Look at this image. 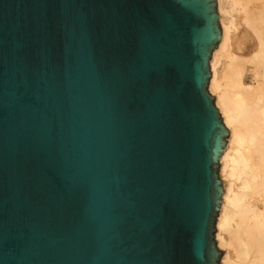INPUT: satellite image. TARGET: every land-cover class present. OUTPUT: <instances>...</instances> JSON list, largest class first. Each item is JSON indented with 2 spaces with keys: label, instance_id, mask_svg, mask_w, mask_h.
Segmentation results:
<instances>
[{
  "label": "water",
  "instance_id": "1",
  "mask_svg": "<svg viewBox=\"0 0 264 264\" xmlns=\"http://www.w3.org/2000/svg\"><path fill=\"white\" fill-rule=\"evenodd\" d=\"M216 0H0V264H220Z\"/></svg>",
  "mask_w": 264,
  "mask_h": 264
},
{
  "label": "bare ground",
  "instance_id": "2",
  "mask_svg": "<svg viewBox=\"0 0 264 264\" xmlns=\"http://www.w3.org/2000/svg\"><path fill=\"white\" fill-rule=\"evenodd\" d=\"M256 1L262 6H253ZM216 4L222 33L209 60L208 87L229 131L219 158L223 193L216 242L225 249L222 264H264V0H216ZM237 16L245 25L244 34L255 41L246 56L234 49L241 42L233 34ZM222 62L219 74L216 66ZM248 66L252 83L244 81Z\"/></svg>",
  "mask_w": 264,
  "mask_h": 264
},
{
  "label": "rangeland",
  "instance_id": "3",
  "mask_svg": "<svg viewBox=\"0 0 264 264\" xmlns=\"http://www.w3.org/2000/svg\"><path fill=\"white\" fill-rule=\"evenodd\" d=\"M257 2H258V4H257ZM260 1H256L254 4H253V6L256 4V7H257V5H259V7H261L262 5H260ZM216 7H217V4H216ZM256 8L257 10H260V8ZM217 12H218V8H217ZM218 15H219V12H218ZM237 20V21H236ZM236 20H235V22L237 23L236 25V27H235V30H233V34H235V36L237 37V38H240V40H241V42H240V45H235L234 46V49H235V52H236V54H238L239 56H246V55H249V52L251 53L253 50H254V44H255V41L254 42H252L253 41V38H252V36H249L247 33L246 34H244L245 33V30H244V28H245V25H243L240 21V16H237L236 17ZM219 24H220V27H221V23H220V18H219ZM244 31V32H243ZM244 35V37H245V39H244V37L243 38H241L242 36ZM247 35V36H246ZM246 38H248V42L246 41ZM251 38V39H250ZM243 42H245L246 44H247V46H246V44H244ZM249 44V45H248ZM251 44H252V46H251ZM243 45H244V47H243ZM248 47V48H247ZM249 47H251V48H249ZM254 47V48H253ZM248 49V51L246 50V49ZM249 49H251V50H249ZM247 53V54H246ZM209 66H210V64H209ZM250 68L251 67H247V70H246V73H245V75H244V81L246 82V83H252L253 82V76H252V74H251V72H250ZM216 69H217V71H218V73L219 74H221L222 73V69H223V62L222 63H219V64H217V66H216ZM210 71H211V67H210ZM208 91H209V87H208ZM209 94L211 95V96H213L214 97V105H215V107L217 108V110L219 111V113H220V109L218 108V106L216 105V103H215V94L214 93H212V92H210L209 91ZM220 116H221V120H222V122H223V119H222V115H221V113H220ZM218 176H219V178L222 180V186H223V179H222V177H221V174H220V164H219V162H218ZM215 234H216V230H215ZM226 237H227V235H225ZM215 242H216V236H215ZM216 246H217V242H216ZM218 247V246H217ZM218 249L221 251V257L223 256V254L225 253V249H223V248H219L218 247ZM229 250H232L231 248L229 249ZM230 257L231 258H235V254H234V252L232 251H230ZM221 257H220V264H222L221 263Z\"/></svg>",
  "mask_w": 264,
  "mask_h": 264
}]
</instances>
